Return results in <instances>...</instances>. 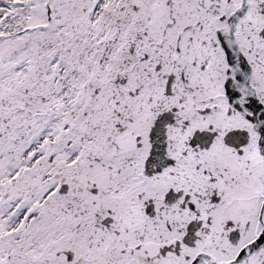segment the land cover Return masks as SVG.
<instances>
[{
  "label": "snow or ice",
  "instance_id": "1",
  "mask_svg": "<svg viewBox=\"0 0 264 264\" xmlns=\"http://www.w3.org/2000/svg\"><path fill=\"white\" fill-rule=\"evenodd\" d=\"M0 264H264V0H0Z\"/></svg>",
  "mask_w": 264,
  "mask_h": 264
}]
</instances>
